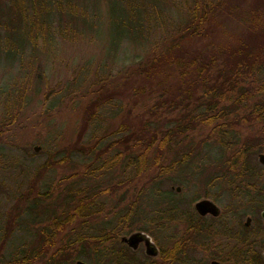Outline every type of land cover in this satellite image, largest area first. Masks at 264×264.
<instances>
[{
	"label": "trees",
	"instance_id": "trees-1",
	"mask_svg": "<svg viewBox=\"0 0 264 264\" xmlns=\"http://www.w3.org/2000/svg\"><path fill=\"white\" fill-rule=\"evenodd\" d=\"M162 1L0 0V76L11 83L0 90L1 141L28 102L48 88L41 54L57 41H87L100 12L117 18L114 50L125 43L145 51L124 73L130 80L124 93L155 95L139 119L130 120V112L84 143L88 117L118 93L108 80L85 91L91 97L79 109L90 116L52 164L73 167L72 156L88 159L81 172L63 175L56 185L40 186L36 173L13 197L0 215V264H72L89 257L107 264L109 236L165 227L181 201L172 187L163 188L168 182L191 190L189 201L221 202L224 194L240 208L264 209V166L251 159L264 147V0H190L178 28L153 44L147 30ZM129 5L135 7L127 16ZM214 13L235 14L243 32L235 45L196 47L193 40L207 35ZM197 129L199 135L206 130L203 137L192 136ZM242 129L251 130L243 136ZM140 178L143 185L129 194L127 184Z\"/></svg>",
	"mask_w": 264,
	"mask_h": 264
},
{
	"label": "rangeland",
	"instance_id": "rangeland-1",
	"mask_svg": "<svg viewBox=\"0 0 264 264\" xmlns=\"http://www.w3.org/2000/svg\"><path fill=\"white\" fill-rule=\"evenodd\" d=\"M188 1L190 0H163L161 2L163 6L159 8L158 16L155 13L151 14L156 20H151V26L147 30L146 37L150 42L157 43L164 33L169 35L171 31L178 28V24L184 15V9L189 5ZM248 1H250L247 2L249 4L254 3V0ZM134 7V5H129L127 10L124 9L123 12L128 16V10ZM221 11L219 12L223 13ZM234 15L225 17V13L223 16L214 13L210 19L211 27L206 33L207 35L193 40V44L196 47H208L207 50L223 47L224 44L235 45V38L237 39L243 29H241V23ZM260 15L264 17V12ZM95 19L96 23L93 28L95 34L92 32L88 35L87 41L79 38L74 41H69V39L57 41L55 46H52L50 50L47 48L46 52L40 56L41 60L44 61L43 63L47 64L45 73L48 74L46 82L48 88L46 91H39L37 96L28 102L27 107L18 115L13 125L9 126L11 131L5 133L2 141L0 140V215L12 205L13 197L30 183L35 182L36 173L41 174L39 178L41 180L39 185L41 186L43 183L56 185L63 175L67 176L74 171L81 172L84 160L88 159L85 156H72V166L75 165L73 167L66 164L59 166L52 164V162L56 163L61 158L62 151L66 150L71 141L79 136L80 132L78 135L77 133L83 126L82 120L85 121L90 116L85 113L84 108L80 110L79 107L82 105L86 107L88 104L91 96L86 95L85 91L92 88L91 86L100 81L105 84L103 80L112 81L115 83L113 87L118 93L113 98L112 104L101 106L99 109L95 108V114L93 113L95 117H91V119L88 117L89 120L85 123L86 129L82 139L84 143H87L92 136L100 135L102 130L108 127V124L118 126L123 117L129 115L130 112V120L133 121L135 116L139 119L144 114L143 109H147L149 105L154 103L155 95L151 98L143 97L142 99L135 94L130 95L131 90L129 89L126 94L124 93L123 84L129 83L130 80L128 75L125 77L123 75L130 71L131 63L134 65L143 57L145 52L143 48L134 47L133 49L125 43H117L115 45L117 50H114L112 48L114 41L112 26L117 18L114 14L107 13L106 15L105 12H100ZM120 76L121 78H119ZM9 79L7 76H0V90L11 84ZM250 85L253 86L251 82ZM48 92L53 96L49 93L48 97L45 98ZM10 98L12 101V96ZM1 104L0 102V111L3 109ZM154 118L156 119V116ZM250 130L242 129L241 133L245 136ZM205 132L206 130L203 133ZM203 133L199 135L197 129L191 134L197 138L198 136L203 137ZM34 147L39 148V150L33 152ZM262 150L264 147L251 155L253 163L257 164V155ZM51 164L52 168L50 167ZM44 167L48 168L44 170ZM144 181L145 178H140L129 185L127 184L128 193L135 194ZM168 187H173L174 192L175 187L178 186L168 182L163 188L167 189ZM178 188L184 203H190L189 210L192 203L202 197L200 196V198L190 202L189 199L190 196H193V192L182 188L181 185ZM228 199L223 194L221 202L218 203L219 207L224 206L226 209H233L237 213L235 218L241 223L244 222V217H258L260 211L255 210V208L251 210L244 207L240 208L235 201L231 202ZM169 219L167 218V222L164 223L167 228L161 229L164 233L170 231ZM246 230L249 232V229L246 228ZM14 233L16 237L22 236L20 232ZM250 233L242 231L241 237H251ZM114 248H118L117 243H114ZM79 260L85 264H101L92 257L87 260Z\"/></svg>",
	"mask_w": 264,
	"mask_h": 264
},
{
	"label": "flooded vegetation",
	"instance_id": "flooded-vegetation-1",
	"mask_svg": "<svg viewBox=\"0 0 264 264\" xmlns=\"http://www.w3.org/2000/svg\"><path fill=\"white\" fill-rule=\"evenodd\" d=\"M174 192L181 201L171 207L170 231L162 232L167 227L161 226L158 233L143 232L146 237L139 236L133 246L122 243L120 236H109L107 264H264V219L260 216L264 209H255L260 211L258 217H244L241 223L233 209L219 207L220 202L201 197L214 202L219 214L200 216L193 206L201 198L189 210L190 203H184L179 190ZM246 228L251 237H241L242 231L249 233ZM114 243L118 248H114Z\"/></svg>",
	"mask_w": 264,
	"mask_h": 264
},
{
	"label": "water",
	"instance_id": "water-1",
	"mask_svg": "<svg viewBox=\"0 0 264 264\" xmlns=\"http://www.w3.org/2000/svg\"><path fill=\"white\" fill-rule=\"evenodd\" d=\"M39 148L34 147V151L36 152L38 151ZM257 164L259 166H264V150L261 151L260 154L257 155ZM173 188V187H172ZM179 188L175 187V191H178ZM194 211L201 215H207V214H211L214 216H218L219 212H218V208L215 206L214 202L209 201L207 199H200L198 201L195 202V205L193 206ZM260 216L264 219V211L262 212V214H260ZM245 221H247L246 224H248L250 221L248 218L245 219ZM146 237V235L141 232V230L139 231H134V232H129L128 235H123L120 236L122 237L121 242L126 244L127 246H133V244H135L137 241H139L140 237ZM123 237H127V238H123ZM74 264H85L83 261H80L79 259L75 260Z\"/></svg>",
	"mask_w": 264,
	"mask_h": 264
}]
</instances>
